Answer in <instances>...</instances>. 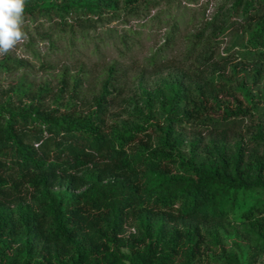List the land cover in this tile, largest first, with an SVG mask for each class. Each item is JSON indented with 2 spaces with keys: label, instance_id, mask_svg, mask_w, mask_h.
I'll use <instances>...</instances> for the list:
<instances>
[{
  "label": "trees",
  "instance_id": "obj_1",
  "mask_svg": "<svg viewBox=\"0 0 264 264\" xmlns=\"http://www.w3.org/2000/svg\"><path fill=\"white\" fill-rule=\"evenodd\" d=\"M147 1L27 0L24 22L76 33L115 19L121 3L135 10ZM233 6L248 33L252 84L213 63L219 84L200 73L187 88L173 84L169 96L146 93L121 125L109 121L114 66L87 112L78 110L82 80L67 73L52 106H45L47 87L29 96L32 87L19 85L0 97V264H199L201 228L172 225L200 215L227 219L242 195H264V0ZM190 45L207 60L201 33ZM1 69L10 71L5 62ZM245 121L252 133L234 147L223 128L209 143L195 139L183 148L179 129L187 123ZM240 219L264 253V196ZM223 255L226 264H241Z\"/></svg>",
  "mask_w": 264,
  "mask_h": 264
},
{
  "label": "rangeland",
  "instance_id": "obj_2",
  "mask_svg": "<svg viewBox=\"0 0 264 264\" xmlns=\"http://www.w3.org/2000/svg\"><path fill=\"white\" fill-rule=\"evenodd\" d=\"M235 0H148L135 10L120 4L118 15L93 28L80 29L76 33L40 22L25 21L22 29L27 39L15 51L0 56L9 72L0 70V97L4 101L11 89L30 85L32 95L44 88L52 92L44 96L45 106L53 105V98L61 87V75L67 80H82L78 110L87 112L98 95L108 70L114 66L115 97L109 112V121L119 125L130 121L136 105L147 100L146 93L156 97L157 92L168 96L170 87L178 81L183 88L199 77H207L219 84L218 74H213V63L233 81L241 79L252 84L251 65L247 57L248 33L236 9ZM226 26L222 33L220 26ZM201 33L209 49L207 60L199 52L191 50V38ZM263 84H259L262 86ZM255 90L257 87L254 88ZM28 98L18 103H26ZM264 122V102H259L258 116ZM165 123L162 121L161 125ZM250 123L236 125L189 124L183 132L184 150L195 139L209 143L223 128L228 132L227 144L234 147L240 137L248 138ZM262 193H246L240 198V207L227 219L200 215L184 219L172 226L193 228L199 226L204 233L205 244L199 264H226L223 253L236 255L241 264H264V253L255 247L257 236L247 223L240 219L241 213ZM134 222V221H133Z\"/></svg>",
  "mask_w": 264,
  "mask_h": 264
},
{
  "label": "clouds",
  "instance_id": "obj_3",
  "mask_svg": "<svg viewBox=\"0 0 264 264\" xmlns=\"http://www.w3.org/2000/svg\"><path fill=\"white\" fill-rule=\"evenodd\" d=\"M27 0H0V56L15 51L27 39L22 29Z\"/></svg>",
  "mask_w": 264,
  "mask_h": 264
}]
</instances>
